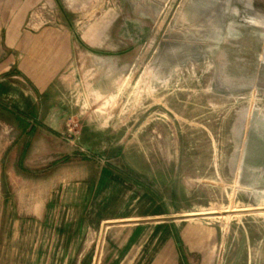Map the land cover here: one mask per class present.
<instances>
[{
    "label": "rangeland",
    "instance_id": "rangeland-1",
    "mask_svg": "<svg viewBox=\"0 0 264 264\" xmlns=\"http://www.w3.org/2000/svg\"><path fill=\"white\" fill-rule=\"evenodd\" d=\"M92 2L82 29L111 25L108 64L83 56L81 79L61 87L60 105L80 112L62 116L58 142L26 161L17 141V224L2 215L0 264H264V0H108L107 18L105 0ZM5 131L3 159L21 135ZM95 203L105 221L74 257H49L52 227L26 225ZM159 227L156 257L148 234Z\"/></svg>",
    "mask_w": 264,
    "mask_h": 264
},
{
    "label": "crops",
    "instance_id": "crops-1",
    "mask_svg": "<svg viewBox=\"0 0 264 264\" xmlns=\"http://www.w3.org/2000/svg\"><path fill=\"white\" fill-rule=\"evenodd\" d=\"M107 2L108 0H105L106 9L101 14L106 18L108 15L112 16V9L107 7ZM93 3L95 2L92 0H0V146L2 136L7 133L5 130H9V135L14 130H21V135L16 133L13 145L12 138L9 140L11 144L7 145L4 159L0 152L1 221L2 215H6L9 210V218H4V225L17 224L15 220L17 213L14 210L17 212L18 201L16 197L12 198V195L18 194V190L17 185H13L11 181L12 178L18 177L17 141L22 138L21 136L26 140L20 156L26 161H30V155L35 154L30 147L54 143V140H57L54 137H59L60 131L70 124L64 122L65 118L62 116L80 112L75 107L60 105L59 99L65 96L63 91L66 87L72 85L74 87L81 79L83 56L88 63L84 64L86 67L97 66L98 58L106 59L102 62L108 64L107 52L113 48L107 38L111 25L98 27L89 24L84 31L82 29V18L97 14L96 5ZM2 113L13 116V119L10 117L8 122L3 120ZM25 116L35 118L36 121L28 122ZM3 160L9 162L8 168L6 164L3 165ZM99 176L103 182L110 175L107 170L101 169ZM3 178L9 180L8 189L4 191ZM96 193L98 194V189L95 195ZM3 195L10 197L3 199ZM45 206L46 209L50 208L49 205ZM75 207L76 205L73 210L77 211ZM97 209L96 203L83 207L80 209L83 211L81 218L45 216L42 219L38 217L34 219L31 213L32 217L26 218V225L33 229L35 224L52 227L48 230L47 239L44 237L42 241L48 242V245L43 244L42 248L49 252V257H74L80 250L82 241H86V233L105 221L98 217ZM161 233L162 227H159L148 234L153 238L156 257H160L162 251ZM30 236L34 242L33 231ZM147 237L145 235L144 243L148 241ZM170 237L171 233L168 230V233H164V238L168 240ZM130 241L131 236L127 235L123 247H127L128 244L127 250L129 252L133 250V256L141 257V247L144 244L130 245ZM108 248L106 254H111L113 248L110 246ZM90 250L92 253L93 249Z\"/></svg>",
    "mask_w": 264,
    "mask_h": 264
}]
</instances>
